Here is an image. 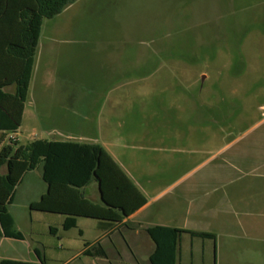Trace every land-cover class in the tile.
Returning <instances> with one entry per match:
<instances>
[{
    "label": "rangeland",
    "instance_id": "obj_1",
    "mask_svg": "<svg viewBox=\"0 0 264 264\" xmlns=\"http://www.w3.org/2000/svg\"><path fill=\"white\" fill-rule=\"evenodd\" d=\"M30 86L124 87V125L113 136L126 144L134 130L145 138L150 124L197 117L220 118L224 135L241 133L264 112V0H74L43 20ZM33 125L25 117L15 134L20 144L33 138ZM9 208L31 232L26 244L85 242L77 227L61 229L60 240L41 218L29 222L18 198ZM249 233L233 239L220 264H264V230ZM47 252L46 264H58ZM64 256L79 261L72 250Z\"/></svg>",
    "mask_w": 264,
    "mask_h": 264
},
{
    "label": "crops",
    "instance_id": "obj_2",
    "mask_svg": "<svg viewBox=\"0 0 264 264\" xmlns=\"http://www.w3.org/2000/svg\"><path fill=\"white\" fill-rule=\"evenodd\" d=\"M31 76L20 121V126L25 117L37 123L31 128L33 138L30 142L45 139L99 144L144 196L145 202L117 224L106 219L77 216L75 227L81 236H85L83 246L72 248L68 244L39 241H35L36 246L26 244L31 232L18 227L9 208L16 198L27 210L29 222L34 216L39 217L46 221L43 230L47 228L50 235H59L60 240L64 237L61 232V229L65 230L62 227L64 214L29 207L47 189L40 162L22 175L7 206L14 226L23 233V238L0 236V261H8L0 264L40 263L39 258L46 264L47 251L55 254L52 257L58 264H68L70 258L64 256L68 250L74 252L72 258H78L77 264H151L149 258L155 243L146 227L155 225L182 230L176 243L174 264H220V254L234 251V238L252 237L249 230L254 226L263 234L264 112L235 135L223 134L220 118L197 117L172 120L161 126L150 124L149 136L145 138L134 130L130 136L131 144H126L121 137L113 136V131L124 125L119 113L124 100L120 95L127 92L124 87H31ZM14 89L11 84L1 90L12 94ZM91 101L99 104L93 105ZM2 113L0 107V124H6L7 117ZM242 118H236V123ZM60 125L86 128L85 132L63 130ZM17 131L13 133L0 128V148L10 138H16L20 144L15 135ZM1 171H6L5 166ZM22 183L23 190L17 197V188ZM80 190L91 202L102 204L94 178ZM83 221L87 228L81 224ZM96 242L105 255L85 254L84 250H90Z\"/></svg>",
    "mask_w": 264,
    "mask_h": 264
},
{
    "label": "trees",
    "instance_id": "obj_3",
    "mask_svg": "<svg viewBox=\"0 0 264 264\" xmlns=\"http://www.w3.org/2000/svg\"><path fill=\"white\" fill-rule=\"evenodd\" d=\"M73 1L0 0V107L7 117L6 124H0L3 125L0 128L13 133L18 130L43 20L59 14ZM11 84L15 88L12 94L1 90ZM40 162L47 189L29 207L64 214L62 227L65 230L76 226L77 216L106 219L117 224L145 202L144 196L99 144L34 139L20 145L16 138H10L0 148V236L23 238L7 206L22 175ZM92 178L98 184L101 205L88 200L80 190ZM146 231L155 243L150 263L174 264L176 243L182 230L155 225L146 227ZM35 253L38 255L36 249ZM84 253L105 255L97 242ZM39 262L18 263L44 264L41 258Z\"/></svg>",
    "mask_w": 264,
    "mask_h": 264
},
{
    "label": "water",
    "instance_id": "obj_4",
    "mask_svg": "<svg viewBox=\"0 0 264 264\" xmlns=\"http://www.w3.org/2000/svg\"><path fill=\"white\" fill-rule=\"evenodd\" d=\"M203 78H204V76L202 75V76H201V79H203Z\"/></svg>",
    "mask_w": 264,
    "mask_h": 264
}]
</instances>
